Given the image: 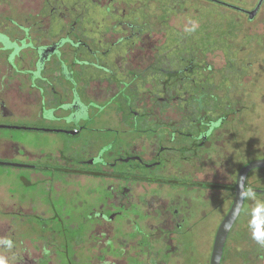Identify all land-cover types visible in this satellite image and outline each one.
<instances>
[{
    "label": "flooded vegetation",
    "instance_id": "1",
    "mask_svg": "<svg viewBox=\"0 0 264 264\" xmlns=\"http://www.w3.org/2000/svg\"><path fill=\"white\" fill-rule=\"evenodd\" d=\"M91 1L117 34H88L78 4L58 36L0 25V124L32 128L0 129L59 136L0 131V264H201L210 214L225 217L208 189L232 192L236 73L218 74L207 51L145 52L128 18L141 4Z\"/></svg>",
    "mask_w": 264,
    "mask_h": 264
},
{
    "label": "rangeland",
    "instance_id": "2",
    "mask_svg": "<svg viewBox=\"0 0 264 264\" xmlns=\"http://www.w3.org/2000/svg\"><path fill=\"white\" fill-rule=\"evenodd\" d=\"M221 1L252 10L259 0ZM130 2L135 5L127 4L128 9L135 8L137 4L142 5V10L132 12L128 18L139 19L145 26L142 34L143 51H156L160 56L169 57H187L189 51H207L208 60L219 70L218 74L236 73L232 77L231 92L232 99H235L232 127L236 126V129L232 133V142L228 144L229 155L231 152L230 157L232 156V167L229 168L232 178L226 175L223 181L227 185L226 188L232 189V192L219 187L208 189V195L213 197L214 204L216 201L223 202L226 215L235 197L233 188L240 168L254 159L264 158V68H261L264 66V2L253 19L238 9L212 0ZM98 3L91 0H0V25L14 20L21 23L30 19L31 22L40 24L39 29H47V34L58 36L71 28L78 4L88 7L87 23L83 27L88 34H117L120 28L111 29L103 22L114 18V15ZM96 22H99L98 25H95ZM5 67L7 62L0 59V77L3 76ZM151 79L148 77L145 82ZM229 85L231 81H226L224 88ZM143 94L146 98L147 94ZM102 117H105V112ZM3 119L7 118H1L0 121H5ZM40 124H43L42 121ZM0 131L14 132L24 138L38 136L49 139L51 135L55 136L51 139L59 138L58 134L45 131ZM247 184L248 188L259 192H247L244 208L227 240L222 264H264V191H260L264 190V169L251 171ZM67 194H70V191ZM222 219V213H211L209 216L207 259L201 252V264H210L216 231Z\"/></svg>",
    "mask_w": 264,
    "mask_h": 264
},
{
    "label": "water",
    "instance_id": "3",
    "mask_svg": "<svg viewBox=\"0 0 264 264\" xmlns=\"http://www.w3.org/2000/svg\"><path fill=\"white\" fill-rule=\"evenodd\" d=\"M212 1L221 3L226 6H230L238 9L240 8L225 1H221V0H212ZM263 1L264 0H260L258 5L253 10H246L247 12H249L250 18L256 16ZM0 127L32 129L31 127H26V126H18V125L9 126L2 124H0ZM37 129L44 130V128H37ZM259 168L264 169V158L254 159L240 168L236 178L235 197L232 202L231 208L229 209L228 213L225 215V217L223 218L217 229L213 244L210 264H222L227 240L246 202V194L248 191V184H247L248 175L251 171ZM260 191H264V190H260Z\"/></svg>",
    "mask_w": 264,
    "mask_h": 264
},
{
    "label": "trees",
    "instance_id": "4",
    "mask_svg": "<svg viewBox=\"0 0 264 264\" xmlns=\"http://www.w3.org/2000/svg\"><path fill=\"white\" fill-rule=\"evenodd\" d=\"M260 169H263V168H260ZM235 186H236V185H235ZM233 189H235V187H234ZM251 191H252V192H255V193H256V192H259L258 190H251L250 188H248V191H247V192H251Z\"/></svg>",
    "mask_w": 264,
    "mask_h": 264
}]
</instances>
